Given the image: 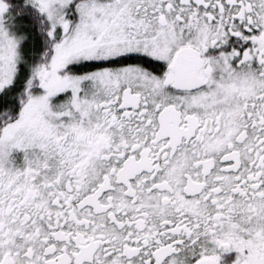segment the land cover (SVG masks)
Wrapping results in <instances>:
<instances>
[{
  "label": "snow or ice",
  "instance_id": "6c2138e0",
  "mask_svg": "<svg viewBox=\"0 0 264 264\" xmlns=\"http://www.w3.org/2000/svg\"><path fill=\"white\" fill-rule=\"evenodd\" d=\"M0 264H264V0H0Z\"/></svg>",
  "mask_w": 264,
  "mask_h": 264
}]
</instances>
